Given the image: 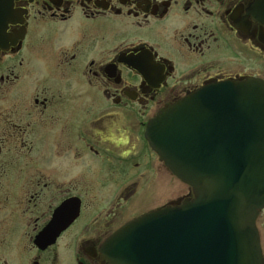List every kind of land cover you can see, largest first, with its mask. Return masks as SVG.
<instances>
[{
  "label": "flooded vegetation",
  "instance_id": "af4514ba",
  "mask_svg": "<svg viewBox=\"0 0 264 264\" xmlns=\"http://www.w3.org/2000/svg\"><path fill=\"white\" fill-rule=\"evenodd\" d=\"M248 79L264 0H0V264H111L119 229L192 198L149 120ZM255 226L264 257V209Z\"/></svg>",
  "mask_w": 264,
  "mask_h": 264
},
{
  "label": "water",
  "instance_id": "95a60500",
  "mask_svg": "<svg viewBox=\"0 0 264 264\" xmlns=\"http://www.w3.org/2000/svg\"><path fill=\"white\" fill-rule=\"evenodd\" d=\"M145 137L193 198L129 222L106 243L111 264H264V84L206 86L159 110ZM40 237L38 244L52 242Z\"/></svg>",
  "mask_w": 264,
  "mask_h": 264
},
{
  "label": "rangeland",
  "instance_id": "374dc122",
  "mask_svg": "<svg viewBox=\"0 0 264 264\" xmlns=\"http://www.w3.org/2000/svg\"><path fill=\"white\" fill-rule=\"evenodd\" d=\"M109 197V196H108ZM108 197H106V198H108Z\"/></svg>",
  "mask_w": 264,
  "mask_h": 264
}]
</instances>
